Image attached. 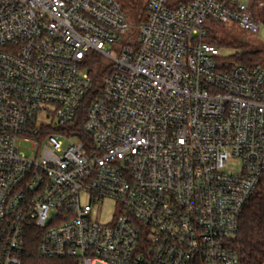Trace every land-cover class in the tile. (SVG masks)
Segmentation results:
<instances>
[{
	"label": "built area",
	"instance_id": "1",
	"mask_svg": "<svg viewBox=\"0 0 264 264\" xmlns=\"http://www.w3.org/2000/svg\"><path fill=\"white\" fill-rule=\"evenodd\" d=\"M144 15L133 29L123 0H0V264H22L31 229L42 259L240 264L264 67L219 69L207 38L257 34L264 2L146 0Z\"/></svg>",
	"mask_w": 264,
	"mask_h": 264
},
{
	"label": "trees",
	"instance_id": "2",
	"mask_svg": "<svg viewBox=\"0 0 264 264\" xmlns=\"http://www.w3.org/2000/svg\"><path fill=\"white\" fill-rule=\"evenodd\" d=\"M263 1L264 0H260ZM128 14V13H127ZM129 16V15H128ZM130 19V17H129ZM131 21V20H130ZM216 27H232L219 24H213L209 30L207 42L215 44L217 47L234 48L240 51L234 56L233 64H227L222 57L219 63V69H229L234 65H243L252 67L264 60V50L250 52L247 46L240 43H222L217 42L211 35ZM211 38V39H210ZM102 61L95 57L88 64V71L94 78L100 77L99 68ZM88 104H85L79 113L75 128L80 139H84L85 135L82 131V122L84 113ZM40 241V232L35 229L26 232L24 248L25 251L21 257L22 264H78L74 259H42L38 256V247ZM231 248L238 254L240 264H264V175L260 179L259 187L253 198L246 206L239 225L237 236L231 241Z\"/></svg>",
	"mask_w": 264,
	"mask_h": 264
},
{
	"label": "rangeland",
	"instance_id": "3",
	"mask_svg": "<svg viewBox=\"0 0 264 264\" xmlns=\"http://www.w3.org/2000/svg\"><path fill=\"white\" fill-rule=\"evenodd\" d=\"M125 10L127 11L133 29L139 25V23L145 17V2L146 0H123ZM264 18V15H262ZM212 38H215L216 41L222 43H235L239 45L240 43L248 47L250 52L262 51L264 50V21L259 22V32L257 34H252L238 28L237 26L232 27H216L214 33L211 35ZM211 39V38H210ZM215 45V44H214ZM216 46V45H215ZM217 47V46H216ZM221 56L225 59L227 64H233L234 56L240 51L239 49L234 48H220ZM264 67V60L258 63ZM235 169V168H234ZM112 209V204L108 203L102 207L100 211L103 214L104 220H107L108 214Z\"/></svg>",
	"mask_w": 264,
	"mask_h": 264
}]
</instances>
